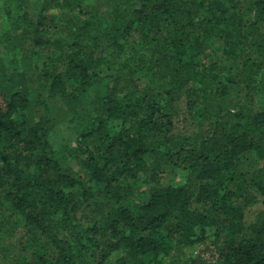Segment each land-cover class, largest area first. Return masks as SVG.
I'll return each instance as SVG.
<instances>
[{"label":"trees","instance_id":"16d2710c","mask_svg":"<svg viewBox=\"0 0 264 264\" xmlns=\"http://www.w3.org/2000/svg\"><path fill=\"white\" fill-rule=\"evenodd\" d=\"M3 3L0 264H264V0Z\"/></svg>","mask_w":264,"mask_h":264},{"label":"rangeland","instance_id":"374dc122","mask_svg":"<svg viewBox=\"0 0 264 264\" xmlns=\"http://www.w3.org/2000/svg\"><path fill=\"white\" fill-rule=\"evenodd\" d=\"M212 54H214L213 52H211ZM210 54V53H209ZM211 56H213V55H211ZM62 136H59V137H55V143L56 144H58V145H60V144H62L64 141H65V132H63L62 134H61ZM193 251L194 250H189L188 249V255H192L193 254ZM115 258V257H114ZM114 258H110V260H113ZM189 258V257H188Z\"/></svg>","mask_w":264,"mask_h":264},{"label":"clouds","instance_id":"9594fccd","mask_svg":"<svg viewBox=\"0 0 264 264\" xmlns=\"http://www.w3.org/2000/svg\"><path fill=\"white\" fill-rule=\"evenodd\" d=\"M11 5L4 4L3 0H0V7H10ZM5 28H7V18L5 17Z\"/></svg>","mask_w":264,"mask_h":264}]
</instances>
